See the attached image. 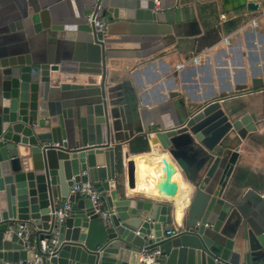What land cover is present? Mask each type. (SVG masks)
Listing matches in <instances>:
<instances>
[{"label":"water","instance_id":"1","mask_svg":"<svg viewBox=\"0 0 264 264\" xmlns=\"http://www.w3.org/2000/svg\"><path fill=\"white\" fill-rule=\"evenodd\" d=\"M223 3L226 10L246 7L252 13L264 7L263 0ZM35 11L44 28L93 32L101 58L79 62L0 50V260L31 261L40 239L57 233L54 256L43 255V264H142L141 253L154 248L164 264H264V231L242 209L237 168L240 145L259 131L245 96L263 92L264 80L255 76L250 86L237 88L246 92L203 103L177 100L173 111L154 118L140 135L151 137L150 149L168 153L187 185L179 193L173 164L163 156L161 194L176 201H138L120 184L118 160L132 135L131 117L121 100L108 96L105 48L110 36L169 34L172 24L155 0H72L69 13L41 5ZM91 13L108 21L101 38L87 23ZM83 89L88 93L72 92ZM136 171L130 160L131 187ZM87 181L101 194L107 220L89 197L71 192ZM254 192L264 202V187ZM66 202L71 209L59 223L56 211ZM179 208L180 226L164 236ZM18 223L36 230V249L26 248Z\"/></svg>","mask_w":264,"mask_h":264},{"label":"crops","instance_id":"2","mask_svg":"<svg viewBox=\"0 0 264 264\" xmlns=\"http://www.w3.org/2000/svg\"><path fill=\"white\" fill-rule=\"evenodd\" d=\"M40 5L54 13L72 10V0H0V50L79 62L100 60L101 47L94 42L93 32L44 28L35 11ZM156 8L172 24L173 32L110 36L105 48L106 90L109 97L121 100L131 117L132 135L123 148L126 170H119L123 173L122 190L138 201L172 202L176 198L161 194L165 165L158 160L165 156L173 164L172 180L178 183L179 193L187 185L182 171L168 153L156 146L150 149L151 137L140 132L147 130L154 118L173 111L177 100L186 105L203 103L246 92L237 88L250 86L255 76L264 80V7L252 13L246 7L226 10L223 0H158ZM85 18L80 20L85 22ZM19 20L22 25L10 27ZM88 91L72 92L80 95ZM174 92L178 95L173 98ZM245 99L251 101L245 110L253 115L259 131L240 145L238 197L247 219L264 231V202L258 201L254 192L264 187V90ZM130 160L137 169L134 187L127 174ZM181 214L179 208L178 218L167 224L168 230L180 226ZM30 230L36 238V230Z\"/></svg>","mask_w":264,"mask_h":264},{"label":"built area","instance_id":"3","mask_svg":"<svg viewBox=\"0 0 264 264\" xmlns=\"http://www.w3.org/2000/svg\"><path fill=\"white\" fill-rule=\"evenodd\" d=\"M158 2V0H156ZM87 23L93 27L95 33L99 38L103 36L107 31L108 21L105 17L99 16L98 14H88L87 15ZM256 24L257 22L254 21ZM71 192H78L80 195L89 197L94 203L97 212L100 214L103 220H107L109 215V210L104 208L102 196L97 191L94 184L90 181L87 182H79L73 185ZM71 209V203L66 202L64 206L56 211L57 221L62 223L65 217L68 215ZM114 207L110 208V211H113ZM207 226H209L207 224ZM17 233L20 237H22L25 241V245L27 249H36V240L33 238L31 234L30 227L28 225L18 223L16 225ZM176 228L175 230H177ZM139 233V232H138ZM172 230L167 231V235L171 234ZM153 235H149L148 238H152ZM57 242V233H53L49 238H43L39 241L40 251L36 252L33 260H25L19 259L18 261H5L0 260V264H43L42 256L46 255L47 259H50L54 256L55 250L54 246ZM140 262L142 264H164L163 255L159 248L145 250L140 255ZM48 264H59L49 262Z\"/></svg>","mask_w":264,"mask_h":264},{"label":"trees","instance_id":"4","mask_svg":"<svg viewBox=\"0 0 264 264\" xmlns=\"http://www.w3.org/2000/svg\"><path fill=\"white\" fill-rule=\"evenodd\" d=\"M118 168H119V170L123 171V163H122V160L120 158L118 160Z\"/></svg>","mask_w":264,"mask_h":264},{"label":"bare ground","instance_id":"5","mask_svg":"<svg viewBox=\"0 0 264 264\" xmlns=\"http://www.w3.org/2000/svg\"><path fill=\"white\" fill-rule=\"evenodd\" d=\"M141 177V176H140ZM145 177V176H144ZM144 182V181H143ZM150 182V181H149ZM144 187V186H143ZM146 189V188H145Z\"/></svg>","mask_w":264,"mask_h":264}]
</instances>
